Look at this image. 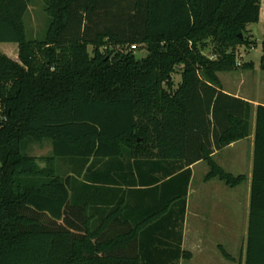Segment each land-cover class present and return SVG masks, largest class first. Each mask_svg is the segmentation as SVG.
I'll list each match as a JSON object with an SVG mask.
<instances>
[{
  "label": "trees",
  "instance_id": "obj_1",
  "mask_svg": "<svg viewBox=\"0 0 264 264\" xmlns=\"http://www.w3.org/2000/svg\"><path fill=\"white\" fill-rule=\"evenodd\" d=\"M31 1L0 0V43L17 44L0 49V264L189 259L182 241L190 166L205 161V180L230 188L246 179L214 158L251 135L253 116L252 104L227 93L219 75L254 70L253 61L239 64L237 50L258 45L249 26L260 20L262 0H43L48 29L29 39ZM262 51L264 71V39ZM43 142L50 155L30 154ZM124 160L137 172L146 161L141 199L92 205L94 184L119 183L112 170ZM262 208L259 105L246 264H264L253 230Z\"/></svg>",
  "mask_w": 264,
  "mask_h": 264
},
{
  "label": "crops",
  "instance_id": "obj_2",
  "mask_svg": "<svg viewBox=\"0 0 264 264\" xmlns=\"http://www.w3.org/2000/svg\"><path fill=\"white\" fill-rule=\"evenodd\" d=\"M262 11L264 17V10L261 9L259 22L262 20ZM243 62L242 60L239 64ZM258 71L259 70L255 67L251 73L257 75ZM240 72L241 80L239 83V93L226 92L252 104L253 116L251 135L244 140L216 151L214 153V158L216 162L228 172L234 175H245L246 179L237 187L230 188L217 178L209 181L205 180L209 171V166L205 161H198L190 166L192 176L187 192L182 247L191 254V257L189 259H180L179 264H246L252 211L251 201L256 108L259 105H264V90L262 88L260 89V93L255 92L256 86H253L251 90L246 86L247 76L245 71L240 70ZM247 72L249 73L250 71ZM258 83L264 86V75ZM36 147L41 149L48 148V150L44 155L34 154V156H46L50 155L52 152V147L48 142L37 144ZM235 150L239 152V161L237 157L231 156L232 153H235ZM205 163L207 166H203ZM237 163H239V173L235 170ZM119 167L120 170L116 168L112 170V175L116 172L122 175L119 183L94 184L98 187V190L95 191L92 205L97 208L108 207L110 209L119 203L123 206L134 205L141 199V194L138 196L139 200L136 199L138 195L136 192L147 188L140 182L141 174H146L148 172L146 161H139L138 172L136 171V166L130 165L127 160H124L123 164L119 165ZM198 167H204L205 176L202 182L196 183L194 181V176ZM125 168L126 170H123ZM67 169V167H62L61 173L64 174ZM126 174L130 175V178L133 180L136 178L137 184L127 183V179L124 178ZM161 174L162 172L158 171V169L155 171L156 176H161ZM115 191L116 193L118 192V194H116ZM260 211L261 214L258 216V221L254 224L253 230L257 245L264 248V208ZM224 250L232 259H227L225 257Z\"/></svg>",
  "mask_w": 264,
  "mask_h": 264
},
{
  "label": "rangeland",
  "instance_id": "obj_3",
  "mask_svg": "<svg viewBox=\"0 0 264 264\" xmlns=\"http://www.w3.org/2000/svg\"><path fill=\"white\" fill-rule=\"evenodd\" d=\"M261 9L264 10V0L261 2ZM25 25H26V32L29 39L32 38H42L43 35L46 33L49 25V16L47 15L45 11V4L43 0H32L28 13L25 16ZM250 34L253 39L257 40L258 45L254 48H247L245 46L238 48L237 54H238V62L240 63L242 60L244 62H251L253 61L255 64V67L259 70L258 74L255 75V73H251V70L249 73L245 71V74L247 76V87H249L251 90L253 89V86H256L255 92H261L260 89L263 88L260 83V80L262 79V76L264 75V71L260 68V62L261 57L263 54L262 51V41L264 39V17H263V11H262V20L256 24H252L249 26ZM17 48V44L14 43H0V49L4 52H7L8 48ZM212 45L210 41L206 42L205 47L203 48V52L207 55L211 54ZM16 51V50H14ZM9 53V52H8ZM135 54L137 57H142L146 54V50L142 48H136ZM240 70L236 69L232 72L227 73H221L220 79L222 82L223 89L225 91L231 92V93H239V83H240ZM175 85L177 86L181 81V76L179 73H176L174 75ZM259 89V91H258ZM37 146V145H36ZM32 147L30 150V154H38V155H44L47 153L48 148H38V147ZM239 146V145H238ZM239 150V149H236ZM235 150V153H232L231 156L237 157V160L239 161V152ZM232 151V150H231ZM228 151V152H231ZM64 168L68 167L65 163L62 165ZM203 166H207L206 163ZM236 166V164H235ZM203 168V169H202ZM235 170L239 173V163H237V166ZM238 175V174H236ZM205 176V170L204 167H198L196 174L194 176V181L202 182V179ZM244 186V185H243ZM232 190V189H230ZM237 190V189H236ZM235 190V192H236ZM239 192V189H238Z\"/></svg>",
  "mask_w": 264,
  "mask_h": 264
}]
</instances>
